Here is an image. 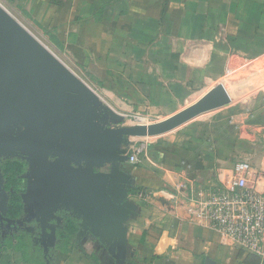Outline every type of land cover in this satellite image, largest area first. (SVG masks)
Returning a JSON list of instances; mask_svg holds the SVG:
<instances>
[{"label":"crops","instance_id":"obj_1","mask_svg":"<svg viewBox=\"0 0 264 264\" xmlns=\"http://www.w3.org/2000/svg\"><path fill=\"white\" fill-rule=\"evenodd\" d=\"M22 1L21 13L59 40L83 77L71 72L104 104H98L100 111L115 119L129 113L169 117L192 103L193 95L200 92L198 99L210 90L211 82H220L231 56L254 63L255 74L263 70L255 62L264 57V0ZM237 108L226 121L220 114L205 123L207 130L192 128L195 119L169 132L174 134L165 142L131 139L127 156L137 141L145 144L136 166L113 162L109 171L107 164L95 165L93 174L113 173L125 185L122 202L104 191L91 198L73 185L61 197L52 194L36 205L40 179L30 170L24 214L7 222L15 225V233L31 236L45 264H204L205 259L238 264L234 248L188 218L183 199L209 190L219 167L240 159L254 165L264 160V95ZM140 191L153 196L144 201L137 196ZM7 196L0 200V217ZM61 212L80 224L65 251L55 235ZM0 264L30 263L0 247Z\"/></svg>","mask_w":264,"mask_h":264},{"label":"water","instance_id":"obj_2","mask_svg":"<svg viewBox=\"0 0 264 264\" xmlns=\"http://www.w3.org/2000/svg\"><path fill=\"white\" fill-rule=\"evenodd\" d=\"M230 103L226 86L218 84L159 122L105 126L108 119L85 85L0 5V160L28 163V171L40 179L36 205L52 194L61 197L73 185L91 198L104 191L122 202L125 185L113 173L93 174L95 165L107 164L110 171L113 162L128 161L131 139L162 136ZM11 125L18 130L7 132ZM204 264L216 263L205 259Z\"/></svg>","mask_w":264,"mask_h":264},{"label":"built area","instance_id":"obj_3","mask_svg":"<svg viewBox=\"0 0 264 264\" xmlns=\"http://www.w3.org/2000/svg\"><path fill=\"white\" fill-rule=\"evenodd\" d=\"M236 63L232 56L226 59L224 78L242 68ZM261 90L264 95V88ZM144 152L145 144L135 143L129 150V164L138 165ZM214 180L209 190L183 196L188 218L220 236L228 246L252 256L257 264H264V160L254 165L240 159L230 167H219ZM137 196L146 201L153 194L140 191Z\"/></svg>","mask_w":264,"mask_h":264},{"label":"rangeland","instance_id":"obj_4","mask_svg":"<svg viewBox=\"0 0 264 264\" xmlns=\"http://www.w3.org/2000/svg\"><path fill=\"white\" fill-rule=\"evenodd\" d=\"M0 5L27 32H29L35 39H37L43 46H45L52 54H54L60 62H62L66 67H68L77 76L83 77L81 73L79 72V70L73 64H71V62L68 60L65 54L62 51L57 50L44 36L43 32H40L38 30L39 28L33 25L31 20L28 19L23 13H21L20 10H24V4L22 0H16L12 4H8L4 0H0ZM255 63H260L262 65L261 66V68L263 69L262 73H258V74L254 73L256 71L255 67L253 66L255 65L254 63L252 64V63L237 62L236 66L240 64L239 67L242 66V68L240 67V69L237 70L232 77H227V78L222 77L221 78L222 82L221 81L211 82L209 84V87H214L218 85V83H223L226 86V88L229 89V93L231 92L230 95H231L232 102L230 103V105L224 107V109L222 110L214 111L212 113H206V114L199 116L198 119H196L194 123H192V125L190 126L195 129L207 130L205 123H208L210 120H213V118H215L217 115L221 114L220 116H225V121H226V119L230 115L234 114L233 113L234 111L239 109L237 108V106H242L244 102L250 100L251 98H253V96H255L256 101H261V97H263V92L261 89L264 88V57L257 60ZM257 66L260 67V65H257ZM260 69L258 68V70ZM199 94L201 93L199 92ZM199 94L197 93L193 95V97H190L189 101L188 100L187 101L189 103L194 101L198 97ZM97 104H100V106L104 105L100 102H97ZM101 114L105 115L108 119L106 120L105 126H113V127H118V128L119 127H130V126L136 125V123H139V122H141L142 124L148 125V124L159 122L167 117V114L165 113H139V114L129 113L127 117L122 116L119 119H115L113 117H110L106 112H101ZM137 117L141 118V121H138V120L136 121ZM102 126H104V124ZM17 130H18L17 125H11L10 127L6 129L7 132H12V133ZM221 130L222 132L218 130L215 134L221 135L223 133V129ZM173 134L174 133H167V135H162L160 137L158 136V138L154 137L152 139H144V138L143 139L146 141H150V142H165L171 136H173ZM215 134L212 132V138H213V135ZM228 142H230L231 144L232 140L230 139V141ZM137 143H140V141L139 142L137 141ZM1 183L2 182L0 178V200L2 199V196H3V190L1 188ZM7 221L9 220H6L3 216L0 217V239L4 237L5 235L16 231L15 225ZM12 222L15 223V221H12ZM246 262H249V259H247ZM243 263L245 264V262ZM238 264H242L240 260Z\"/></svg>","mask_w":264,"mask_h":264},{"label":"trees","instance_id":"obj_5","mask_svg":"<svg viewBox=\"0 0 264 264\" xmlns=\"http://www.w3.org/2000/svg\"><path fill=\"white\" fill-rule=\"evenodd\" d=\"M8 4H12L16 0H4ZM28 19L29 16L24 14ZM44 36L48 41L55 46L59 51H62V46L59 40L52 34L43 30ZM147 148L149 156L155 157L156 153ZM158 155V154H157ZM28 171V163L21 158H3L0 160V174L2 177V189L7 193L8 199L6 203V210L4 217L10 221H18L24 214V206L22 195L26 190V179L24 175ZM63 215L64 226L55 231L56 238L60 244V250L65 251L68 246V241L79 229V221L73 216L61 212ZM3 251L12 250L19 252L22 259L30 264H45L44 256L40 248L33 246L31 237L28 234L7 236L1 243ZM249 259V262L246 260ZM235 260H242L245 264H257V261L252 256L236 250L234 255Z\"/></svg>","mask_w":264,"mask_h":264},{"label":"flooded vegetation","instance_id":"obj_6","mask_svg":"<svg viewBox=\"0 0 264 264\" xmlns=\"http://www.w3.org/2000/svg\"><path fill=\"white\" fill-rule=\"evenodd\" d=\"M59 216L62 218V221H61V224L58 226V228H63V226H64V219H63V215H60L59 214ZM5 218V217H4ZM6 219V218H5ZM7 220V219H6ZM10 221V220H9ZM57 228V229H58ZM22 234H27V233H25V232H23L22 231V233L21 232H11V233H9V234H7V235H5L4 237H2L1 239H0V247H2L1 246V243H2V241H3V239L4 238H6L7 236H14V235H22ZM29 235V234H28ZM30 236V235H29ZM31 237V236H30ZM31 241H32V238H31ZM32 244H33V242H32ZM34 246V245H33ZM41 251H42V249H40ZM42 254H43V251H42ZM43 256H44V254H43ZM44 261H45V258H44Z\"/></svg>","mask_w":264,"mask_h":264},{"label":"bare ground","instance_id":"obj_7","mask_svg":"<svg viewBox=\"0 0 264 264\" xmlns=\"http://www.w3.org/2000/svg\"><path fill=\"white\" fill-rule=\"evenodd\" d=\"M62 63V62H61ZM63 64V63H62ZM64 65V64H63ZM65 66V65H64ZM66 67V66H65ZM66 69L71 73V75H73V76H75V74H73L72 72H71V70L68 68V67H66ZM76 77V76H75ZM223 84V83H222ZM226 90L227 91H229V89H227L226 88ZM231 93V92H230ZM144 139H150L149 137H147V138H144Z\"/></svg>","mask_w":264,"mask_h":264}]
</instances>
